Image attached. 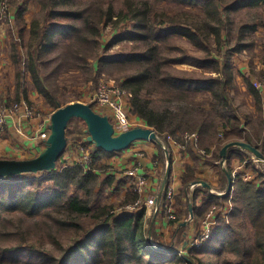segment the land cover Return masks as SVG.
I'll return each instance as SVG.
<instances>
[{"label": "trees", "instance_id": "16d2710c", "mask_svg": "<svg viewBox=\"0 0 264 264\" xmlns=\"http://www.w3.org/2000/svg\"><path fill=\"white\" fill-rule=\"evenodd\" d=\"M169 2L179 9L171 12L167 8ZM10 4L16 8L14 25L19 42L32 40L27 49L19 42L12 45V62L21 68L18 50H26L25 67L32 83L53 110L70 103L62 104L58 95L61 91L57 79L63 68L66 72H88L81 83L89 87L91 94L97 89L100 75H106L126 90L130 113L152 128L164 146L170 139L180 142L182 135L197 133L199 150L208 153L214 147L206 163L219 176L221 191L226 187V172L231 174L234 159L250 167L247 154L237 147L227 150L222 167L221 150L226 144L242 141L264 155V92L254 88L248 79L243 80L261 111L255 119L245 117L244 122L230 97L234 88L231 60L241 45L238 33L241 28L253 27L251 23L258 17L255 13L250 16L253 21L240 24L237 13L241 8L264 6V0H100L85 6L83 0H12ZM30 5L39 11L28 23L25 17ZM198 6L199 14L190 10ZM121 24L129 26L131 33L116 36L111 45L123 40L131 45L124 52L109 53L110 46L100 44L101 32L104 27L115 31ZM232 27L236 28L235 35ZM154 93L165 97L164 109L154 108L148 98ZM74 123L85 125L73 118L67 128ZM159 150L164 163L163 150ZM112 154L97 149L91 155L89 169L77 163L66 165L60 158L59 169L39 172L40 178L0 180V264H264V175L249 182L232 178L229 194L207 192L200 206L195 204L196 196L190 198L197 225L202 224L212 207L221 209L230 204L231 211L227 222L219 220L203 244L179 256L172 248L167 253L152 247L150 239L157 237L154 228L149 233L150 219L146 218L145 207L117 216L112 213L114 206L101 204L105 180L99 173L105 166L100 162ZM192 158L197 161L194 155ZM196 182L203 181L188 166L181 194L175 198V220L171 224L179 227L182 215H188V209L179 210L181 197L188 195L190 184ZM137 199V194L128 195L118 207ZM15 212L31 218L50 215L53 221L45 224L46 232L40 231L32 238L19 224L12 225L8 216ZM247 225L251 237L243 232ZM65 229L74 230L68 245L57 239L58 231ZM45 241L52 247L45 246ZM214 258L216 263H211Z\"/></svg>", "mask_w": 264, "mask_h": 264}, {"label": "crops", "instance_id": "0c3cea01", "mask_svg": "<svg viewBox=\"0 0 264 264\" xmlns=\"http://www.w3.org/2000/svg\"><path fill=\"white\" fill-rule=\"evenodd\" d=\"M30 7H32V5H30ZM30 7L29 11L31 12ZM33 7L38 8L35 5H33ZM15 13V7L12 6V8H9L8 19L5 23L7 25L3 26L2 24V26H0V31L3 30V27H5V31L7 29V34H5V37H9V31L15 33L17 32L14 25ZM15 33L13 35L11 34L10 36L12 39V45L17 43L13 40V38L16 37ZM16 40L19 41L18 39ZM0 46L4 47V44H0ZM18 55L22 58V65L21 68L15 72L11 59V53L9 51L8 53H5V51L3 52V50L0 49V60L3 61V64H5L4 68L6 67L8 69V71H3L1 68L2 65L0 66V103L6 104L11 101L25 98L30 102H35L40 107H43L45 112L50 113L48 104L36 91L32 83L31 76L29 75L30 73L27 71V74H24V77H21V75H23L22 72H25L24 69H26V67H24V59H27V57L22 54V49L18 52ZM242 74V71H240V74L234 73L233 76L234 80H238V82L234 81V84L238 85V89L234 91V95L236 97V95L239 94V106L242 105L246 106L247 108L246 113L242 112V115L237 114L242 122H244V115L250 116L251 114H255V108L252 104H250L252 101V96L246 91L244 81L241 80ZM16 76L18 77L19 81H17ZM27 76H29L30 79L26 78ZM10 77L14 80L12 88H4V82L2 81ZM242 97L246 98L242 99ZM233 101L234 99H232V103ZM244 101L248 102V104H246ZM126 103L130 114V128L136 126L148 128L144 121L130 113L128 99L126 100ZM233 106L237 113L238 107L235 106L234 103ZM98 113L101 115H107L110 121L113 123L109 110L103 109V111ZM80 125L81 123H74L72 124L71 128L69 127V132L68 130L66 131L67 146L61 157L62 162L66 165H73L81 158L82 148H85L91 155L97 150L94 145H83L84 143H87L85 142V138L87 136L86 126L83 125V127H81ZM18 127L21 128V131L18 130ZM28 128V122L17 123L11 121L9 123L6 132L0 137V159H27L34 157L41 151V148L36 146L35 143L30 139V131ZM116 133L120 132L118 131ZM184 135H182L180 142H174L170 139L167 148L164 146L163 141H160V139L159 141L161 142V145L151 140H137L133 142L127 149L114 152L111 156L103 158L100 164L105 166L104 169L106 170L101 172L99 171L101 180H105V185L102 189V196L103 199H107L109 201V203H107L103 202L102 200V204L117 207L121 202L125 201L128 195L135 196L137 194L138 199L147 203V206L145 207L146 218L150 219L149 226L152 224L151 231L152 228H154L155 235L157 237L156 241L162 245L165 243H172L176 250L183 249V251L178 252L182 254L186 252L185 250H187L189 242L195 238L201 229V225L196 224V221L192 215L193 201H189V199L196 196L195 204L200 206L205 202L207 192L218 195L220 192L225 191L227 187L226 184V187L223 191L218 189L220 184L219 176L214 171L213 167L206 163V159L210 158L214 153V147L210 149V152L202 155L200 152L202 150H199L196 145L190 141L185 142ZM70 137L71 140L69 139ZM159 147H161L163 150V157L165 159L164 163L161 160L162 153L160 152ZM163 147L168 150L167 152L169 157L171 155V170L165 189L160 196V188L165 174L164 173L162 175V171L166 170L167 164L166 153ZM242 151L247 154L248 158L254 156L250 152L245 150ZM192 155L197 158V161H194ZM239 164H241V162L238 159H234L231 163L232 170H234ZM188 166L195 171V176L200 178L203 183L207 184L209 187L202 186V182L190 184L189 193L188 195L181 197L182 206H179V210L188 209V215H182L181 220L178 221L181 223V225L178 227L177 224L170 223V221L173 220L167 219L166 211L169 210L173 212L175 216V198L181 194L182 178ZM140 176L145 178V184L141 190H139L138 187V179ZM198 183H201V186L197 185ZM192 185L193 187H191ZM154 206H159L158 212L156 213H153ZM141 210L142 208L137 210V212ZM188 216H190L191 219H188ZM181 227H183V229H180ZM177 239H179V243H176ZM174 247L172 248L174 249ZM168 249L170 250V248Z\"/></svg>", "mask_w": 264, "mask_h": 264}, {"label": "rangeland", "instance_id": "374dc122", "mask_svg": "<svg viewBox=\"0 0 264 264\" xmlns=\"http://www.w3.org/2000/svg\"><path fill=\"white\" fill-rule=\"evenodd\" d=\"M98 1H100V0H83V6L91 4L93 2L97 3ZM120 1H122V0H119V2ZM11 2H12V0H10V3ZM164 4L165 3L160 4L159 7L160 8L163 7ZM167 4L169 6L167 8H169L171 12L179 9V8L173 6L171 4V2H169ZM32 7H33V5H32ZM32 7H30L31 12L29 11L27 13L26 17H25V19H26V21L28 23L30 22L32 17H36L37 16L38 11H39L38 8H34V7L32 8ZM10 8H12L11 4H10ZM199 8H201V7L198 6V9H197V7H191L190 10L192 12H194V13H198L199 14L200 13V12H198ZM114 9H115V7H114ZM255 13L258 15V17L254 19V23H251V26H253V27L249 26L245 30H243V28L240 29V32L238 33V37L241 38L240 39L241 40L240 41L241 45L237 47V51L234 53V55L232 57V60H231L232 73L233 74L234 73L240 74V71H242L243 74L241 76V80L248 79L253 84V86H254L255 83H258V82H260L261 84L264 83V62H263L264 61V6L259 5L257 8L250 9V10H248L246 8H241L239 10V12L237 13V14H239L238 18L241 19L239 21L240 24H243V22L245 20L251 19L250 16L254 15ZM200 15L204 16L203 14H200ZM6 22H7V20L4 23L2 22L3 26L7 25V24H5ZM131 30L132 29L129 26H125L124 24H121L120 28L115 30V31L111 30L110 27H107V28L104 27V29L101 32L102 36L100 37V44H102L105 47L106 46L107 47L110 46L109 53L110 52H113V53H115V52H124L126 46L131 45L130 42H128L127 40H123V41L118 42V43H116L114 45H111V41L118 35H126V34L131 33ZM6 31H7V29H6ZM6 31H5V27H3V30L0 31V44H4V47L0 46V49L3 50V52L5 51V53H8V51L11 53L12 39H11L10 36H11V34L13 35L15 32H10L9 31V34H8L9 37H5V34H7ZM231 31H232L231 32L232 35H235L236 28L232 27ZM15 35H16V37L13 38V40L18 43L19 41L16 40V39H18L17 32L15 33ZM230 41H231V45H232V43H234V37H232ZM31 42H32V40L26 39V40L23 41V43L19 42V45L24 44V46L27 49L28 45ZM242 44H248L247 45L248 47H246V45L244 46ZM182 45L189 48V45H187L185 42H182ZM227 48L231 49L230 47H227ZM20 50H21V48L18 50V52ZM22 54L25 57H27L26 50L23 49V48H22ZM55 55H56V53L54 55H52V57L55 56ZM2 62L3 61L0 60V66L2 65V67H1L2 70L3 71H8V69L6 67L4 68L5 64H3ZM24 62H27L26 58L24 59ZM13 66H14L13 67L14 71L17 72L18 69L15 67L14 64H13ZM24 67H25V65H24ZM177 67L178 68H182V69H187V70L194 69V68H192L189 65H178ZM24 71L25 72H22L23 75H21V77H24V74H27V69H24ZM87 73L74 71V70L66 72V70L64 68L59 72L58 75H60V76L57 79V84H58V87H59L61 93L58 94V95H59V97L62 100V104L66 103V102H70V103L81 102V103H85V104H90L89 97L93 93L92 94L89 93V87H87L85 84L82 85V83H81V82H83V78H85L87 76ZM114 74L117 75L118 73L115 72ZM26 78L30 79L29 76H27ZM16 79H17V81H19L17 76H16ZM100 79H103V81L106 80L109 83H113L111 81V79L108 78L106 75H100L99 80ZM234 81L238 82V80H236V79ZM2 82H4V86H5L4 88H7V89H11L12 85L14 84V80L11 77L8 78V79H4ZM113 84L117 85L116 83H113ZM15 86H16V83H15ZM237 89H238V85L234 84V88L230 92V97L232 96V99H234V101H233L234 105L238 107L237 114L238 115H242V112H244V113L247 112V108H246V106H242V105L239 106V99H240L239 96L240 95L237 94L236 97L234 95V91H236ZM148 98L150 100H152V103H153V106H154L155 109H159L160 110V108L164 109L167 106L166 102L164 101L165 97L162 94H160V93H154L153 95L149 96ZM245 98L246 97H242V99H245ZM251 98H252L251 99L252 101H251L250 104H252L253 107L255 108V114H251V115L249 114L250 116H248V115H244V116L245 117H251V119H253V118L255 119L256 117L259 116L261 111H258L257 104L255 103L253 97H251ZM15 101H17V100H15ZM249 101H250V99H249ZM12 102H14V101L8 102L6 104H9V103H12ZM244 102L246 104H248V102H246V101H244ZM32 103H33V105H36L35 102H32ZM263 103H264V98H263ZM263 103H262V109L264 110V104ZM36 106L39 107V105H36ZM62 106H64V105H62ZM94 107L95 106H92V108H94ZM49 110H50V113L55 111V110H53L50 107H49ZM255 115H256V117H255ZM80 126L83 127V124L81 123ZM71 127H72V125L70 126V128ZM70 128L67 129L68 132H69ZM69 139L71 140V137ZM240 142H242V141H240ZM163 148H164L165 151L167 150L166 149L167 147L166 148L163 147ZM35 156H37V155H35ZM30 158H32V157H30ZM257 159H264V155H263V158H257ZM221 160H222V158H221ZM220 163H221L222 167L225 166V161L224 162L221 161ZM60 166H61V164H59L57 166V169H59ZM103 170L105 171L106 169H103ZM164 173H165V171L163 170L162 171V175ZM41 176H42L41 173H36V174L21 175V176H18V177L17 176L16 177H11V179L12 178H14V179L40 178ZM223 192H225V191H223ZM100 200H101V204H102V200H103V202L109 203V201L107 199H103L102 195L100 197ZM114 207H116V206H114ZM52 214L54 216L56 215L55 213H52ZM56 216H58V218L60 217L59 215H56ZM49 217H50V215L49 216H38L36 218H31V217L24 216V215L20 214L19 212H15V214H13L12 216H8V218L12 221V225L13 226L14 225L18 226V224H19L20 226H22L23 230H25L26 232L28 231L30 233L32 238L34 237V235L38 234L40 231L43 232V233L46 232V230H47L46 225L51 224L49 222L53 221V216H52V218H49ZM85 222L91 223L89 220H85ZM243 232L246 235L250 234V237H251V229H250V227L248 225L243 229ZM73 233H74L73 229H65L63 231L59 230L58 231V235H57L58 236L57 239L59 240V242L62 245H68L69 243H71L72 236L74 235ZM45 238L47 239L48 237L46 236ZM175 240H176V238H175ZM150 241H152L155 245H160V246H163V247H166V248L174 247V245L172 243H165V244L162 245V244H159V242H157L155 239L154 240L150 239ZM177 242L179 243V239H177L176 243ZM176 243H174V244H176ZM14 244H15V242L12 241V245H14ZM44 245L52 247V244L47 242V241L44 242ZM176 247H178V246H176ZM174 249H175V247H174ZM174 249L172 248V250H174ZM181 251H183V249H177V250L175 249L174 252L178 253V252H181ZM182 255H186V254L180 253L179 256H182ZM203 262H206V258L203 260ZM211 263H216V259L215 258L211 259ZM23 264H26V263H23ZM170 264H182V263H173V262H171Z\"/></svg>", "mask_w": 264, "mask_h": 264}, {"label": "built area", "instance_id": "2783aa9c", "mask_svg": "<svg viewBox=\"0 0 264 264\" xmlns=\"http://www.w3.org/2000/svg\"><path fill=\"white\" fill-rule=\"evenodd\" d=\"M9 2L10 0H0V26H2V24L8 19L10 8ZM254 88L264 92V83H255ZM127 99L128 95L125 89L111 84L106 80L103 81V79H100L95 93H93L89 98V102L92 106H95L93 109L97 113L103 111V109L109 110L113 120L112 124L115 132H123L131 127L130 114L126 103ZM36 105H33L32 102L23 98L9 104H0V137L6 132L11 121L17 123L28 122L30 139L42 150L45 146V141L50 134L49 126L51 113L45 112L42 107H38ZM20 129L21 128L18 127V130ZM197 138V133H186L184 135L185 142L190 141L196 146ZM200 152L202 155L206 154L203 150ZM247 162L250 163V167H246L247 163L242 162L236 166L234 170H232L231 177L234 179L240 178L245 182H249L256 181L259 175H264V159H257L252 156L251 158H248ZM76 163L83 166L85 169H89L92 165L91 154L85 148H82L81 158ZM144 184L145 178L140 176L138 179L139 190L142 189ZM197 185H201V183ZM191 187H193V185ZM223 193L224 192H220L219 194ZM146 206L147 203L138 199L133 204H128L123 207H115L112 213L119 216L125 213H132ZM158 208L159 206H154V213L158 212ZM230 211V204H225L221 209L212 207V209L205 215L200 231L197 233L195 238L189 242L187 249L203 244L212 235L219 220L227 222V215ZM166 217L168 220L175 219L173 212L169 210L166 211ZM188 219H191V217L188 216Z\"/></svg>", "mask_w": 264, "mask_h": 264}, {"label": "water", "instance_id": "95a60500", "mask_svg": "<svg viewBox=\"0 0 264 264\" xmlns=\"http://www.w3.org/2000/svg\"><path fill=\"white\" fill-rule=\"evenodd\" d=\"M73 118L80 119L84 122L87 134L85 142L91 143L97 149H101L107 153L125 150L137 140H151L161 145V142L152 128L136 126L126 131L116 133L109 117L97 113L90 104L81 102L69 103L64 106H59L51 113L49 126L50 134L45 141L43 150L39 152L37 156L27 159H0V180L24 174H36L39 172L55 170L58 160L66 149V130L68 123ZM231 147L240 148L241 150L252 153L257 158H263L262 153L257 148L244 142L235 141L226 144L222 148V162L226 160L227 150ZM165 153L167 164L160 188V196L165 189L171 170V158L169 157L167 150ZM226 177V190L223 194H218L219 196H225L232 190L233 181L231 174L226 172ZM202 186L209 187L203 182ZM151 227L152 224L149 226V233ZM150 242L152 244V241ZM152 247L158 251H165L167 253L170 251L169 249L160 245H155L154 243L152 244Z\"/></svg>", "mask_w": 264, "mask_h": 264}]
</instances>
